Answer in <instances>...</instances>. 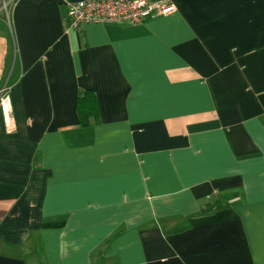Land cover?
Masks as SVG:
<instances>
[{
    "label": "crops",
    "instance_id": "0c3cea01",
    "mask_svg": "<svg viewBox=\"0 0 264 264\" xmlns=\"http://www.w3.org/2000/svg\"><path fill=\"white\" fill-rule=\"evenodd\" d=\"M75 1L0 0V264H264V0L79 30Z\"/></svg>",
    "mask_w": 264,
    "mask_h": 264
},
{
    "label": "built area",
    "instance_id": "2783aa9c",
    "mask_svg": "<svg viewBox=\"0 0 264 264\" xmlns=\"http://www.w3.org/2000/svg\"><path fill=\"white\" fill-rule=\"evenodd\" d=\"M178 9L174 0H78L69 2V27L79 30L90 23L128 21L141 23L147 18L168 16ZM8 87L0 90V104L7 128L15 127V119L7 95Z\"/></svg>",
    "mask_w": 264,
    "mask_h": 264
},
{
    "label": "trees",
    "instance_id": "16d2710c",
    "mask_svg": "<svg viewBox=\"0 0 264 264\" xmlns=\"http://www.w3.org/2000/svg\"><path fill=\"white\" fill-rule=\"evenodd\" d=\"M11 83V77L8 84ZM7 84V85H8ZM77 113L79 116L81 127H88L93 122H97L100 117L99 104L97 97L90 90H81L79 92L76 104ZM231 204L229 195L215 196L212 201L206 204L203 212L209 213L221 208L228 207Z\"/></svg>",
    "mask_w": 264,
    "mask_h": 264
},
{
    "label": "rangeland",
    "instance_id": "374dc122",
    "mask_svg": "<svg viewBox=\"0 0 264 264\" xmlns=\"http://www.w3.org/2000/svg\"><path fill=\"white\" fill-rule=\"evenodd\" d=\"M2 15L7 16L10 10V4L13 2V0H2ZM6 84V83H4ZM9 85V84H8Z\"/></svg>",
    "mask_w": 264,
    "mask_h": 264
}]
</instances>
